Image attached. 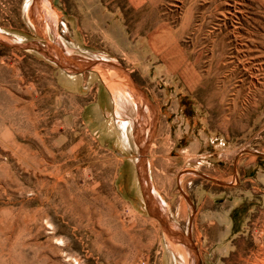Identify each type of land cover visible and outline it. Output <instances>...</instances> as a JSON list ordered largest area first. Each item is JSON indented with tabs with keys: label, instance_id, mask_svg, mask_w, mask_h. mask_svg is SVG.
Here are the masks:
<instances>
[{
	"label": "rangeland",
	"instance_id": "rangeland-1",
	"mask_svg": "<svg viewBox=\"0 0 264 264\" xmlns=\"http://www.w3.org/2000/svg\"><path fill=\"white\" fill-rule=\"evenodd\" d=\"M32 5L39 47L0 33V264H264V0Z\"/></svg>",
	"mask_w": 264,
	"mask_h": 264
},
{
	"label": "crops",
	"instance_id": "crops-1",
	"mask_svg": "<svg viewBox=\"0 0 264 264\" xmlns=\"http://www.w3.org/2000/svg\"><path fill=\"white\" fill-rule=\"evenodd\" d=\"M29 1L31 2L30 7H25ZM32 1L33 0H9V3L3 7L8 9L10 15L0 14L1 35L12 37L15 45L24 46L22 47L23 51H33L35 50V46L39 47V18L38 15L33 14L30 10ZM51 27V25L48 26L49 31L52 30ZM48 29L46 30V35L49 36ZM43 30L45 32V28H43ZM87 60L86 58L85 61ZM79 96L81 98L82 94ZM171 229L174 230H171V232L175 234L174 238L176 239H179L177 236L179 234L184 235V237L188 236V233L184 231H177L178 228L172 227Z\"/></svg>",
	"mask_w": 264,
	"mask_h": 264
},
{
	"label": "bare ground",
	"instance_id": "bare-ground-1",
	"mask_svg": "<svg viewBox=\"0 0 264 264\" xmlns=\"http://www.w3.org/2000/svg\"><path fill=\"white\" fill-rule=\"evenodd\" d=\"M56 52V51H55ZM59 53H61V52H59ZM57 56H60L61 57V55H57ZM60 59V58H59ZM61 59H62V57H61ZM64 59V58H63ZM62 62V61H61ZM118 99V100H117ZM116 99V103H117V105H118V107H121L122 109L123 108H125L124 106H123V104H126L127 105V103H130L129 102V100L126 98V102L124 103V100H123V97H118ZM133 101V100H132ZM132 104H134L133 106H135V102L133 101V103ZM131 104V105H132ZM123 121V120H122ZM127 127H128V123L126 122V121H124V122H122L121 124H120V128H121V135H122V142L124 143V144H129L128 143V138H129V136H128V133H127Z\"/></svg>",
	"mask_w": 264,
	"mask_h": 264
}]
</instances>
